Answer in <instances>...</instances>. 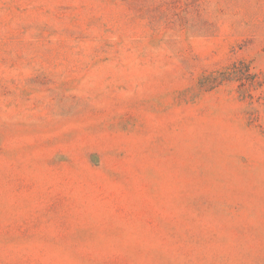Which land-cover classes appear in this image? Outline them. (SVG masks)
<instances>
[{
	"label": "rangeland",
	"instance_id": "rangeland-1",
	"mask_svg": "<svg viewBox=\"0 0 264 264\" xmlns=\"http://www.w3.org/2000/svg\"><path fill=\"white\" fill-rule=\"evenodd\" d=\"M0 264H264V0H0Z\"/></svg>",
	"mask_w": 264,
	"mask_h": 264
}]
</instances>
